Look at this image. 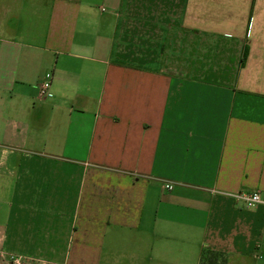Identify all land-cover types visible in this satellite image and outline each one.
I'll list each match as a JSON object with an SVG mask.
<instances>
[{"label": "crops", "instance_id": "1", "mask_svg": "<svg viewBox=\"0 0 264 264\" xmlns=\"http://www.w3.org/2000/svg\"><path fill=\"white\" fill-rule=\"evenodd\" d=\"M253 190L264 0H0V255L264 264Z\"/></svg>", "mask_w": 264, "mask_h": 264}, {"label": "built area", "instance_id": "2", "mask_svg": "<svg viewBox=\"0 0 264 264\" xmlns=\"http://www.w3.org/2000/svg\"><path fill=\"white\" fill-rule=\"evenodd\" d=\"M50 85L49 81H45L39 84L38 86V94L39 96H43L46 94L48 87ZM166 189H171L172 185L170 183L164 184ZM231 196L235 200L241 201L245 208H252L256 205H264V195L260 193L259 190H253L251 192H236L231 194ZM0 264H23L22 260L19 257H9L6 258L0 255Z\"/></svg>", "mask_w": 264, "mask_h": 264}, {"label": "rangeland", "instance_id": "3", "mask_svg": "<svg viewBox=\"0 0 264 264\" xmlns=\"http://www.w3.org/2000/svg\"><path fill=\"white\" fill-rule=\"evenodd\" d=\"M172 248L174 250L170 251L169 253V259L167 261H165L162 264H197L198 263V257H195V259L191 260L189 258L188 261L181 259L180 262L176 261V257L178 255L176 248H179L182 245V242L179 241H174L172 242ZM107 260V259H106ZM113 261L114 259H109V261ZM120 260V259H118ZM124 260V259H123ZM154 261L152 260V264ZM120 263V262H119ZM226 263V258L222 255V253H217V254H209V253H205L201 256L200 260H199V264H225ZM126 264V262H125Z\"/></svg>", "mask_w": 264, "mask_h": 264}, {"label": "trees", "instance_id": "4", "mask_svg": "<svg viewBox=\"0 0 264 264\" xmlns=\"http://www.w3.org/2000/svg\"><path fill=\"white\" fill-rule=\"evenodd\" d=\"M205 253H209V254H212V255L217 254L216 252L202 251L201 256H202L203 254H205ZM201 256H200V258H201Z\"/></svg>", "mask_w": 264, "mask_h": 264}]
</instances>
